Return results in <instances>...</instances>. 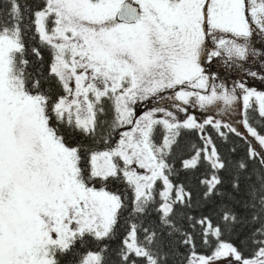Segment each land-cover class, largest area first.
Instances as JSON below:
<instances>
[{"label": "snow or ice", "instance_id": "6c2138e0", "mask_svg": "<svg viewBox=\"0 0 264 264\" xmlns=\"http://www.w3.org/2000/svg\"><path fill=\"white\" fill-rule=\"evenodd\" d=\"M254 57L264 0H0V264H264Z\"/></svg>", "mask_w": 264, "mask_h": 264}, {"label": "rangeland", "instance_id": "374dc122", "mask_svg": "<svg viewBox=\"0 0 264 264\" xmlns=\"http://www.w3.org/2000/svg\"><path fill=\"white\" fill-rule=\"evenodd\" d=\"M257 61H261L259 59V57H254L252 60H250L248 62V69L252 70V71H256L258 72L257 77L253 78L250 75H248L247 70L243 69L244 73L246 74L245 78L243 79V81L247 84V86L252 87L257 89V91H264V79H261V76H264V62H257ZM213 64V63H212ZM212 66V65H211ZM215 65H213L212 68H210V70H213L214 72H216V70H214ZM235 78H233L232 80H225L229 86H230V82L232 81V84L239 82L241 79H236V76H234ZM219 82V81H218ZM241 110H242V103H241ZM196 113L198 116H202L204 115L203 113H201L199 110H196ZM241 116H240V112L234 113L232 114V119L235 120L236 122H239ZM242 131L244 129H241Z\"/></svg>", "mask_w": 264, "mask_h": 264}, {"label": "trees", "instance_id": "16d2710c", "mask_svg": "<svg viewBox=\"0 0 264 264\" xmlns=\"http://www.w3.org/2000/svg\"><path fill=\"white\" fill-rule=\"evenodd\" d=\"M257 62H264V61H257ZM213 65H215L216 68H214V70H216V74H218L220 76V78L222 80H232L233 78H235L234 76H236V79H244L246 74L244 73L243 69L240 68H230V67H226L223 63L222 60H218V61H214L211 68L213 67ZM235 83V81H234ZM232 85V81L230 82V86ZM195 139V138H193Z\"/></svg>", "mask_w": 264, "mask_h": 264}]
</instances>
